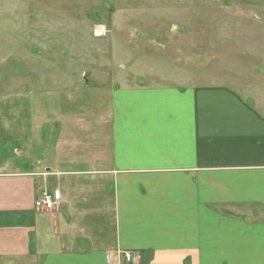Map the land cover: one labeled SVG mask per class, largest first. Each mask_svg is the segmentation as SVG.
I'll return each mask as SVG.
<instances>
[{
  "label": "crops",
  "instance_id": "0c3cea01",
  "mask_svg": "<svg viewBox=\"0 0 264 264\" xmlns=\"http://www.w3.org/2000/svg\"><path fill=\"white\" fill-rule=\"evenodd\" d=\"M247 100L227 84L119 86L101 133L61 130L56 161L80 170L4 156L0 264H264V104Z\"/></svg>",
  "mask_w": 264,
  "mask_h": 264
},
{
  "label": "rangeland",
  "instance_id": "374dc122",
  "mask_svg": "<svg viewBox=\"0 0 264 264\" xmlns=\"http://www.w3.org/2000/svg\"><path fill=\"white\" fill-rule=\"evenodd\" d=\"M199 83L264 104V0H0L10 168L80 170L56 161L70 147L64 126L101 133L119 86Z\"/></svg>",
  "mask_w": 264,
  "mask_h": 264
},
{
  "label": "built area",
  "instance_id": "2783aa9c",
  "mask_svg": "<svg viewBox=\"0 0 264 264\" xmlns=\"http://www.w3.org/2000/svg\"><path fill=\"white\" fill-rule=\"evenodd\" d=\"M57 202L58 200L55 195L52 192L45 190L40 194V197L37 198L36 207L50 211L55 208ZM126 260L128 262L134 261L131 253L126 254Z\"/></svg>",
  "mask_w": 264,
  "mask_h": 264
},
{
  "label": "bare ground",
  "instance_id": "6f19581e",
  "mask_svg": "<svg viewBox=\"0 0 264 264\" xmlns=\"http://www.w3.org/2000/svg\"><path fill=\"white\" fill-rule=\"evenodd\" d=\"M99 34H100V33H99ZM99 34H98V35H99Z\"/></svg>",
  "mask_w": 264,
  "mask_h": 264
}]
</instances>
